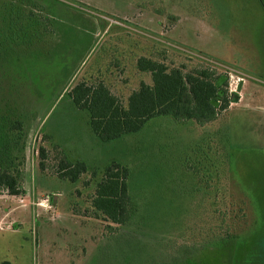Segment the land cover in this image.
Masks as SVG:
<instances>
[{"label":"rangeland","instance_id":"1","mask_svg":"<svg viewBox=\"0 0 264 264\" xmlns=\"http://www.w3.org/2000/svg\"><path fill=\"white\" fill-rule=\"evenodd\" d=\"M0 50V159L24 191L0 194V264H264V0H0ZM141 54L225 73L238 100L103 142L67 91L102 79L126 101L149 79ZM62 151L88 164L76 183L56 175ZM113 160L132 170L124 225L91 208Z\"/></svg>","mask_w":264,"mask_h":264},{"label":"trees","instance_id":"2","mask_svg":"<svg viewBox=\"0 0 264 264\" xmlns=\"http://www.w3.org/2000/svg\"><path fill=\"white\" fill-rule=\"evenodd\" d=\"M53 31V27H50L49 33ZM18 38H11L12 42L3 44L1 50L14 41L18 44ZM135 68L140 74H149V79L141 78L137 87L129 92L126 101L113 93L102 79L91 82L82 79L67 91L73 104L88 113L92 132L103 142L136 133L158 116H170L178 122L192 120L204 126L216 121L230 102L238 100L229 93L225 73L213 77L207 69L187 71L183 66H171L149 54L136 56ZM22 125L23 122L19 120L14 129H22ZM40 156V167L44 169L48 155L43 146L40 147ZM87 172L88 164L84 160H72L62 151L56 165L58 178L76 183ZM96 172L93 170L91 174L95 176ZM131 172L128 165L117 160L103 169L90 201L95 218L118 225L129 222L136 210L129 188ZM84 183L90 185L89 180ZM3 191L13 196L24 193L15 171L0 159V194ZM221 238H232L230 230L226 228L225 236ZM210 247H203L202 250L215 249ZM192 258L190 262L195 260L194 256Z\"/></svg>","mask_w":264,"mask_h":264}]
</instances>
